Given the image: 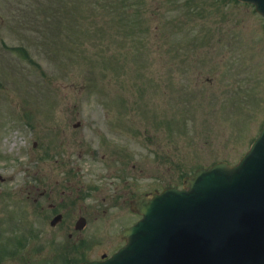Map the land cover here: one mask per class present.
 Segmentation results:
<instances>
[{"label": "rangeland", "instance_id": "1", "mask_svg": "<svg viewBox=\"0 0 264 264\" xmlns=\"http://www.w3.org/2000/svg\"><path fill=\"white\" fill-rule=\"evenodd\" d=\"M77 121L86 126L75 129ZM263 124L264 19L252 5L0 0V264H48L47 257L71 264L63 249L71 229L39 217L40 255L32 239L33 172H58L43 160L53 125L70 140L88 137L108 166L113 138L114 182L136 198L181 188L199 167L236 164ZM67 150L78 166L92 160ZM88 166L109 173L100 163ZM122 200L115 203L123 212L117 233L138 218L124 212ZM99 230L92 232L105 237L113 229ZM122 244L118 237L115 246Z\"/></svg>", "mask_w": 264, "mask_h": 264}, {"label": "water", "instance_id": "2", "mask_svg": "<svg viewBox=\"0 0 264 264\" xmlns=\"http://www.w3.org/2000/svg\"><path fill=\"white\" fill-rule=\"evenodd\" d=\"M251 3L264 17V0ZM143 219L105 262L84 264H264V126L236 166L219 162L133 202Z\"/></svg>", "mask_w": 264, "mask_h": 264}, {"label": "flooded vegetation", "instance_id": "3", "mask_svg": "<svg viewBox=\"0 0 264 264\" xmlns=\"http://www.w3.org/2000/svg\"><path fill=\"white\" fill-rule=\"evenodd\" d=\"M86 123L77 121L73 127L75 129H82ZM63 130L54 125L49 129L47 134V148L46 156L43 160L54 164L57 167L58 172L45 171L42 172L41 177L36 170L33 172V180L35 183L32 185L33 196L32 198V214L34 218V234L32 236L35 242V251H39V255L42 253L38 246V241L43 238V230L38 229V220L40 218L43 223H49L54 229L63 227L64 229H71L68 234L70 242L64 247L63 242L56 243V248L65 249L66 261L71 264H79L87 261L102 260L104 257H109L114 254L120 247L125 243L123 239V232L134 225L139 220V215L132 210V204L135 200L139 199L142 195L148 193H154L159 191L155 189L153 192H147L139 194L138 197L132 198L131 196L135 193L126 191L120 185H116V178L113 177V138L110 140L109 147H111L110 154V166L106 164V155L101 156L97 159V153L95 149H90L87 145L88 137L82 134V138L68 139ZM63 137V139H62ZM74 140V141H73ZM57 141L60 142V149L54 152L55 144ZM80 143H73L78 142ZM36 143L35 146H37ZM71 145L73 148H79L80 154L78 156L79 161L85 158L92 160H86L81 166L76 165L77 158L72 159L69 155L67 148ZM96 147H101L100 143ZM100 163L104 168L109 167V173L106 170L99 171L97 168H90L89 162ZM84 162V161H83ZM50 166V165H49ZM73 171V175L72 174ZM51 173V174H50ZM62 175H61V174ZM75 174L78 175V179H75ZM119 195L121 197H119ZM131 197V198H130ZM122 200V206L124 212H128L131 217L137 216L136 220H131L127 226L122 227L120 233H117V224L122 222L121 217V205L115 204L117 199ZM76 215V219L68 221L67 215ZM94 216V217H91ZM102 227H109L112 230L111 235H105L103 233L98 234L97 232ZM87 229H91L89 234L76 237L82 234ZM111 232V230H110ZM122 239L123 244L115 246V241ZM105 238L111 240L105 241ZM75 239V240H74ZM114 242V244H113ZM55 241L52 238V242L49 243V247H53ZM113 245V246H112ZM113 248H112V247ZM44 247V246H43ZM110 247L112 248L110 250ZM109 249V251H108ZM96 250H102L101 254L94 255ZM99 256V257H98ZM45 263L50 264L49 257L44 258Z\"/></svg>", "mask_w": 264, "mask_h": 264}, {"label": "trees", "instance_id": "4", "mask_svg": "<svg viewBox=\"0 0 264 264\" xmlns=\"http://www.w3.org/2000/svg\"><path fill=\"white\" fill-rule=\"evenodd\" d=\"M202 14V13H201Z\"/></svg>", "mask_w": 264, "mask_h": 264}]
</instances>
